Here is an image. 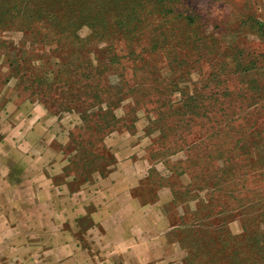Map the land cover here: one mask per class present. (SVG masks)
I'll list each match as a JSON object with an SVG mask.
<instances>
[{
  "label": "rangeland",
  "instance_id": "1",
  "mask_svg": "<svg viewBox=\"0 0 264 264\" xmlns=\"http://www.w3.org/2000/svg\"><path fill=\"white\" fill-rule=\"evenodd\" d=\"M183 2L198 15L195 25L217 41V52L236 47L243 51L242 59L254 60L251 70L224 76L225 87L247 95L263 89L258 107L264 105V0ZM77 34L86 38L89 30L84 26ZM140 40L144 44L146 36ZM121 47L115 48L120 57ZM55 48L17 27L0 30V264H238L230 250L236 248L232 241L246 235L243 221L250 220L246 231L254 235L264 225V124L256 133L249 131L256 143L231 152L234 162L223 165L221 158L212 157L232 145L229 134L221 135V112L209 113L220 122L208 126L202 125L200 110L187 143L177 141L181 150L174 151L173 138L159 139L151 123L159 106L146 94L153 79L138 91L144 103L140 108L133 104L132 67L125 60L127 85L109 88L102 67L106 62H99L94 47H86L92 51L88 56ZM164 54L143 55L157 67L158 88L208 92L201 85L207 65L195 66L188 80L177 81L185 68L174 65L169 72ZM210 88L221 92V86ZM172 97L178 102L179 92ZM201 102L219 105L209 98ZM226 103L236 104L231 99ZM108 105L119 122L100 144L96 139L102 135L86 130L81 115L94 121L92 114ZM232 117L236 128L243 114ZM254 117L264 121V108ZM235 133L241 136L239 130L231 131ZM82 148L104 159L85 157L77 151ZM35 151L41 153L31 155ZM26 175L38 187L32 188ZM226 199L235 208L222 212L216 203ZM48 202L53 215L41 220ZM216 234L230 241L223 255L217 254L221 243H211ZM254 243L253 248H264ZM207 251L213 253L205 257ZM254 258L264 264L257 252Z\"/></svg>",
  "mask_w": 264,
  "mask_h": 264
},
{
  "label": "trees",
  "instance_id": "2",
  "mask_svg": "<svg viewBox=\"0 0 264 264\" xmlns=\"http://www.w3.org/2000/svg\"><path fill=\"white\" fill-rule=\"evenodd\" d=\"M197 19L198 15L190 10L183 0H0V30L17 27L28 32L33 39L39 42L54 44L55 49H76L81 51L83 56H88L92 52L90 49L85 50L86 47H94L99 62L101 64L103 60L106 62L102 64L105 73H101L106 75L109 88L119 89L127 85L124 78L125 67L122 62L125 60V63L132 67L134 83L129 91L133 95L135 106L143 107L144 103L141 102L138 91L144 88L145 83L153 79L150 81L153 89L146 94L155 98L153 103L159 106H155L153 109L157 112L158 117L151 120V123L158 131L159 139L173 138L174 151L181 150L179 146L181 144L177 141L187 143L186 137L193 132L190 126L194 122L198 123L196 118L201 114L200 110L202 118L205 120L202 125L208 126L219 125L217 114L221 112V135L229 134L232 145L227 149L228 152L221 153L218 150L216 152L221 155L217 154L212 157L221 158L223 165H231L236 156L229 155L231 152L242 150L256 143L255 140H251L252 132L249 133V131L253 130V133H256L258 127L264 124V121L256 122L254 117L259 115L264 108V105L258 107L260 105L258 99L263 97V89H258L249 95L227 90L224 76L237 71L251 70L254 60L242 59L243 51L236 47H228L224 53L217 52V41L209 37L208 34H204L201 31V26L195 25ZM84 26L88 28L89 35L86 38H80L77 31ZM143 36H146V42L141 45L140 38ZM119 43L122 45L118 51L123 55L121 57L115 53V48ZM100 45L104 46L99 48ZM160 50L165 53L163 60L169 72H174V65L185 68L186 72L179 76L177 81L187 79L191 69H195V66L202 63V66H198L201 69L207 65L209 68L208 77L206 82L201 85L208 92L195 89V92L191 94L188 93L187 87L183 89L176 87L175 92H179L180 98L178 102H173L175 97L172 96L175 92L157 87L160 83V76L156 73L157 67L149 59L144 60L143 58L145 54L150 56ZM191 53L192 55H190ZM181 56H183L182 59ZM190 56L194 57L192 62L186 60ZM202 60L203 62H201ZM96 69L99 70V68ZM169 82L173 84L175 80ZM214 85L218 88L221 86V92L212 91L210 87H214ZM87 95L95 100L100 99L99 94L87 92ZM207 98L219 105H202L201 100ZM228 99L236 104H227L226 100ZM109 106L106 107V110L100 108L95 114H92L91 117L96 116L94 121L89 120L88 116L81 115L86 130L92 132L93 135L96 133L99 136L102 135L98 140L96 139L100 144L103 136L112 132V128H109L116 126V123L119 122ZM250 109L254 110L250 111ZM133 110L132 108L130 111ZM247 110L249 112L246 113ZM213 111H216L217 114L210 115L209 113ZM240 113L243 114V117L237 120H241L242 123L235 128L236 119H232V116ZM132 119L135 117L133 116ZM245 119L247 122L243 123ZM90 121L93 123L90 124ZM130 121L129 128L133 129L135 121ZM234 129L239 130L238 135L241 136L236 137L237 133L231 134ZM147 132H149V128H147ZM214 134L217 136L220 131L218 130ZM100 149L104 151V145H100ZM77 151L82 152L81 154L85 157L93 155L101 160L104 159L103 156H95L93 152H88L85 148L80 151L77 149ZM194 162L197 163L196 160L192 161V163ZM229 202V199L220 200L216 205L222 212H226L235 208ZM212 205H210V213L213 210ZM249 221L248 219L243 221V234H246L242 236L243 239L232 241L236 248L230 250V258L238 264H256L254 263L256 252L259 261L264 262V248H260L259 245L253 248L254 242L264 245V225L260 234L254 235L250 233V230L246 231L245 226ZM226 235L231 237L228 232ZM221 238L216 234L211 240L214 246L221 243L217 248L219 255L225 253L227 244L230 242H223ZM253 243L254 245H252ZM211 253L213 251L203 252L205 257ZM212 260L209 258L208 262Z\"/></svg>",
  "mask_w": 264,
  "mask_h": 264
},
{
  "label": "crops",
  "instance_id": "3",
  "mask_svg": "<svg viewBox=\"0 0 264 264\" xmlns=\"http://www.w3.org/2000/svg\"><path fill=\"white\" fill-rule=\"evenodd\" d=\"M39 153H41V152H39V151L31 152V155L37 156ZM41 170L43 171V168H41ZM31 172H32V171L30 170V173H31ZM25 178H26V182H28L29 179H30V176H29V175H26ZM29 183H30L31 185H33L32 188H34V187H35V188L38 187L36 184H33L32 179H30ZM4 184H5V183H4ZM6 185H8V186L11 187V188H15V187L17 186V185H14V184L10 183V182L6 183ZM48 185H49V184H48ZM48 185H47V186H48ZM40 215H41V214H40ZM52 215H53V214L49 211V202H48V203H47V208H45V212L42 213L40 219L42 220V219H44L45 217H47L48 219H49V218L51 219V216H52Z\"/></svg>",
  "mask_w": 264,
  "mask_h": 264
}]
</instances>
